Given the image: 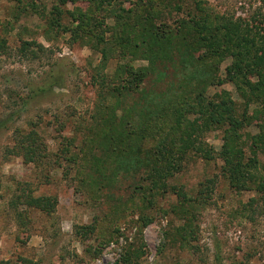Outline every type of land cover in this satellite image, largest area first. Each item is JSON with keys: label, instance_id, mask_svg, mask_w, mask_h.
<instances>
[{"label": "rangeland", "instance_id": "obj_1", "mask_svg": "<svg viewBox=\"0 0 264 264\" xmlns=\"http://www.w3.org/2000/svg\"><path fill=\"white\" fill-rule=\"evenodd\" d=\"M100 1L62 7L57 0H0V264H264V154L248 149L262 123L240 132L235 153L243 163L257 161L243 188L224 175L221 133L194 115V72L169 67L163 81H149L163 105L170 98L183 110L181 118L165 119L166 126L155 122L157 110L154 119L132 111L138 96L120 106L123 115L110 95L121 72L146 66L117 44L127 39L117 38L116 16L126 27L157 14L168 25L186 26L195 11L207 9L211 17L264 28V0H107L101 8ZM136 33L127 38L135 41ZM230 63L221 64L219 76ZM205 96L231 99L241 118L258 110L228 83L209 87ZM112 107L135 126L148 118L151 130L162 129L156 136L174 132L161 161L184 156L183 170L163 179L167 163L139 169L129 158L126 179L96 178L94 141L101 142L100 121ZM196 120L192 136L184 127ZM28 134H34L32 162L12 153L15 139ZM197 144L211 152L210 161L191 150ZM91 181L101 188L89 187ZM133 184L142 187L140 195ZM40 198L54 207L45 212L31 203Z\"/></svg>", "mask_w": 264, "mask_h": 264}, {"label": "trees", "instance_id": "obj_2", "mask_svg": "<svg viewBox=\"0 0 264 264\" xmlns=\"http://www.w3.org/2000/svg\"><path fill=\"white\" fill-rule=\"evenodd\" d=\"M85 1L88 0H57V3L63 7L69 2ZM106 1H100L97 6L103 7L108 4ZM192 17L193 20L184 26V23L177 22H173L174 25H168L162 22L159 14L141 16L135 18L133 27L130 23L129 27H126L125 23H120L123 19L116 16L117 28H119L116 29L117 38L124 34L127 39L123 40L122 36L117 44L125 48L126 53L132 56L131 61L143 62L146 66L139 69L130 67L126 73L121 72L124 77L120 80L118 88L111 91L110 95L116 100L118 107L123 110V115H126V109L120 106L126 104L130 97L138 96L130 105L132 111L145 116L150 115L151 119H154V112L157 110L159 114L155 122L162 119V124L166 126L165 119L174 115L181 118L180 113L183 110H176L177 103L170 98L163 105L159 94L149 89V81L150 84L163 81L169 67L185 73L194 72L192 81L199 87V92L194 96L197 103V110L193 109L194 115H199L197 119H201L208 127L221 133V147L218 156L223 161L224 175L241 183L245 188L246 183L251 180L248 168L257 166L255 159L249 158L243 163L242 155L235 153L240 132L245 126H257L258 123H262L258 130L259 133L252 139L250 138L253 142L248 149L252 154L255 151L264 154V121L261 122L259 119L261 116L264 117V55H261L264 52V28L223 16L211 17L207 9L195 11ZM135 30L137 31L136 42L127 38ZM200 50L203 52L196 60H193L191 58L193 53H198ZM227 59H230L231 63L225 69L224 77H221L217 72ZM225 83L237 88L240 98L245 100L247 105L254 104L258 110L250 116L241 118L236 115L238 107L231 99L219 96L212 101H207L205 96L207 89L222 86ZM185 90L189 95L186 88ZM157 105H160L158 109L155 107ZM117 112L118 108H108L107 118L100 121L101 142L94 141L99 156H93L90 160L94 162L91 168L94 174H97L96 178H100V181H110L111 184L117 183L119 178L126 179L127 173L133 167V163L128 162L129 158H134L137 162L135 167L139 169L151 167L153 164L155 169L156 165L167 163V160H161L165 159V154H170V142L176 138L174 132L156 136L162 129L151 130V122H148V118L145 120L141 118L144 123L135 126L130 124L131 121L128 119L118 118ZM197 121L186 122L184 130L190 131L192 136L195 131L198 134ZM176 133L179 134V132ZM33 135L17 137L12 153L23 157L27 162L34 161L36 154L30 150L29 146L33 141ZM148 143H151V146L148 147ZM191 150L203 160L210 161L213 157L211 152L201 144L191 145ZM151 156H154L155 161ZM183 157L172 156L166 164L169 166L168 170L162 169L160 177L165 179L175 171H182ZM112 159L114 164H112ZM115 160L118 161L117 165ZM147 179L151 177L147 176ZM88 185L91 188H101L102 183L91 181ZM132 188L138 195L142 192V187L137 188L136 184H133ZM199 195L202 196V193ZM31 203L45 212H49L54 207L51 200L47 198L32 200Z\"/></svg>", "mask_w": 264, "mask_h": 264}]
</instances>
